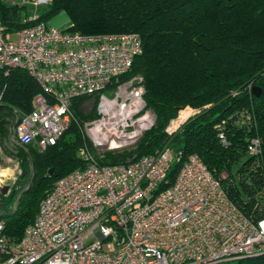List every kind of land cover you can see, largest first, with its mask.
<instances>
[{
	"label": "built area",
	"instance_id": "obj_1",
	"mask_svg": "<svg viewBox=\"0 0 264 264\" xmlns=\"http://www.w3.org/2000/svg\"><path fill=\"white\" fill-rule=\"evenodd\" d=\"M5 1L27 14L16 31H6L0 19V70L24 69L40 86L14 142L54 145L73 116L72 100L88 96L97 98V116L87 123L94 147H134L155 121L142 77L120 81L141 52L140 35L59 28L40 19L51 0ZM197 112L180 109L166 133ZM240 114L242 124L250 120L248 112ZM222 129L217 135L226 145ZM84 149L85 166L54 181L20 239L3 232L0 218V264H234L264 255V218L245 214L197 154L188 155L174 182L161 188L181 157L172 147L115 164H102ZM246 152L261 154L259 137L248 140Z\"/></svg>",
	"mask_w": 264,
	"mask_h": 264
},
{
	"label": "trees",
	"instance_id": "obj_2",
	"mask_svg": "<svg viewBox=\"0 0 264 264\" xmlns=\"http://www.w3.org/2000/svg\"><path fill=\"white\" fill-rule=\"evenodd\" d=\"M60 12L69 19L68 30L137 32L141 37V52L120 81L142 77L143 98L154 113V124L133 150L106 152L98 162H127L170 146L181 157L172 164L167 182L160 185L165 188L174 182L188 155L197 154L245 214L254 220L264 218V0H52L42 8L40 19L46 22ZM26 14L25 8L0 0L6 31L25 26ZM253 87H259L258 96ZM39 91L24 69L0 70L1 147L14 138L17 123L32 110V99ZM87 98L72 100L70 124L54 145L37 151L31 145L16 144L32 174L5 213L7 195L0 194L3 232L12 239H20L33 222L40 200L54 181L85 166L86 160L77 154L83 141L73 122L74 117L83 118L78 108ZM185 106L198 112L168 135L165 128ZM242 111L251 116L243 124ZM219 127L226 145L218 138ZM254 136L261 142L258 157L246 152ZM50 167L52 175L47 174ZM234 264H264V255Z\"/></svg>",
	"mask_w": 264,
	"mask_h": 264
},
{
	"label": "rangeland",
	"instance_id": "obj_3",
	"mask_svg": "<svg viewBox=\"0 0 264 264\" xmlns=\"http://www.w3.org/2000/svg\"><path fill=\"white\" fill-rule=\"evenodd\" d=\"M46 22L48 25H55L64 28L69 23V19L65 14V12H60L58 14L51 16L49 19H47ZM135 76H139V75H133L132 77ZM106 94L110 95L108 90L106 91ZM96 105L97 102L95 101V98L89 97L83 100L80 104V107L78 108L80 112V117L83 116V118L79 119L78 117H74L75 120L73 123H75V126L83 141L77 152L78 156H82L83 159H85L84 153L81 151V149L85 148L88 151L92 152L97 160L103 161L104 154L106 153V151L103 152L95 148L87 133V123L90 120L94 119L95 117L93 118V116L97 114ZM65 137L68 138L70 137V135L66 134ZM141 137L142 135L140 136L138 141L141 139ZM31 146L34 147L37 151L43 150L35 145H31ZM134 147H131L126 150L128 151L133 150ZM24 156L23 153L19 151L16 143L14 142L13 137L10 138L9 142L6 141L3 147L0 146V194L7 195L6 205L2 209L3 213L7 212L11 208L17 195L20 194L22 189L28 184L27 180L32 174V168L30 163L24 165V161H25ZM48 169H52L51 173H48ZM48 169H47V174L52 175L53 168L50 167ZM1 214L2 213H0V217Z\"/></svg>",
	"mask_w": 264,
	"mask_h": 264
},
{
	"label": "water",
	"instance_id": "obj_4",
	"mask_svg": "<svg viewBox=\"0 0 264 264\" xmlns=\"http://www.w3.org/2000/svg\"><path fill=\"white\" fill-rule=\"evenodd\" d=\"M253 94L255 95V96H258L259 95V93H260V89H259V87H253ZM51 171H52V169H48V173H51Z\"/></svg>",
	"mask_w": 264,
	"mask_h": 264
},
{
	"label": "crops",
	"instance_id": "obj_5",
	"mask_svg": "<svg viewBox=\"0 0 264 264\" xmlns=\"http://www.w3.org/2000/svg\"><path fill=\"white\" fill-rule=\"evenodd\" d=\"M53 26H55V25H53ZM56 27H59V26H56ZM59 28H63V27H59Z\"/></svg>",
	"mask_w": 264,
	"mask_h": 264
}]
</instances>
